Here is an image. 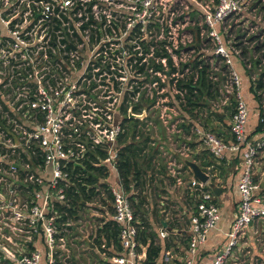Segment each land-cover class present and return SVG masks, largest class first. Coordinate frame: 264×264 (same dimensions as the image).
<instances>
[{
  "label": "built area",
  "instance_id": "built-area-1",
  "mask_svg": "<svg viewBox=\"0 0 264 264\" xmlns=\"http://www.w3.org/2000/svg\"><path fill=\"white\" fill-rule=\"evenodd\" d=\"M184 1L200 20L188 30L172 27L171 10L162 23L144 22L156 0H135L131 23L124 0H0V264H76L81 252L94 253L102 264H141L146 249L133 206L140 192L132 184L127 189L118 171L128 141L121 142L124 121L129 112L158 107L166 81L183 100L187 89L177 83L195 86L202 71L216 76L220 65L235 101L232 140L205 129L195 134L215 161L237 155L239 201L226 243L209 264H236L234 249L250 245L249 230L264 227V113L260 135L251 139L234 68L241 50L226 27L244 17L258 30L246 67L256 70V82L264 72V39L256 43L264 37V0ZM161 47L174 73L156 56ZM159 65L163 72L155 70ZM256 93L262 97L264 89ZM210 179L202 184L191 175L185 186L195 202L187 234L191 256L220 219ZM111 222L118 227V251L103 237L96 243ZM164 229L160 238L168 237ZM170 257L164 254L165 264Z\"/></svg>",
  "mask_w": 264,
  "mask_h": 264
},
{
  "label": "crops",
  "instance_id": "crops-1",
  "mask_svg": "<svg viewBox=\"0 0 264 264\" xmlns=\"http://www.w3.org/2000/svg\"><path fill=\"white\" fill-rule=\"evenodd\" d=\"M220 66V74L204 75L206 87L213 86L210 91L203 88L201 83L198 86H188L186 98L183 100L175 93L176 88L171 81H166L162 86L163 94L156 104L158 107H145L142 112L144 117L136 120L138 122L134 124L139 136L149 138L150 142L148 141L147 145L157 149V160H153L155 165H152L154 167L153 181L142 193L145 199L144 207L148 211L146 219L157 232L158 243L162 247L157 264L166 263L164 260L166 252L171 256L167 258L168 264H178L189 258L192 259V264H209L214 254L224 247L225 234L238 208L236 184L239 176V159L237 155H227L225 159L217 162L211 159L195 134L196 129H205L216 132L227 142L232 140L230 117L235 101L228 86V71L222 65ZM234 68L239 71L241 93L249 109L247 132L251 139H256V136L260 135L255 133V130L259 125L260 113H264V95L258 100L251 90L256 70L246 72L239 62L234 64ZM189 81L191 80H188V83ZM146 154L145 151L140 155ZM262 156L259 159L261 165L264 163ZM211 160L212 166L201 167L202 164ZM184 161L194 162L206 173L210 172L211 182L220 189L217 196L220 219L216 228L208 234L206 242L198 246L194 256L189 255L183 247L185 241L183 235L188 234L190 210L195 204L193 198L187 195L185 188L192 174L184 165ZM213 166L215 170L211 172ZM180 182L182 185H179ZM154 210L158 212L155 213ZM162 222L166 224L165 229ZM169 225H174L173 243L176 247L164 252V242L169 235L166 238H160L159 229L163 228L167 231ZM75 260L77 261L78 258L76 257Z\"/></svg>",
  "mask_w": 264,
  "mask_h": 264
},
{
  "label": "trees",
  "instance_id": "trees-1",
  "mask_svg": "<svg viewBox=\"0 0 264 264\" xmlns=\"http://www.w3.org/2000/svg\"><path fill=\"white\" fill-rule=\"evenodd\" d=\"M164 43H161V46H163ZM256 53L260 51V47H257L254 50ZM245 49L240 52V55L242 58L246 56ZM156 56L159 58H166L167 59V66L171 70V73L175 72V69L172 68V62L171 59L164 54V49L161 47L157 53ZM155 70L163 72L162 65L156 66ZM204 75H206L205 71H202L201 77H199L198 82L196 85L198 86L199 83H201L202 87L211 90L213 88L212 85H209L206 87V79L204 78ZM158 83H160L159 79H156ZM163 85H160L162 87ZM177 88L183 89L187 88L189 85L183 82L177 83ZM264 89V72L259 76L258 80L254 83H252V93L254 94L255 98L258 100L260 99L259 95H256V91ZM186 98V95L185 97ZM188 98V97H187ZM262 113V112H261ZM125 124L127 122H132L133 125L137 124L138 121L134 119H126ZM262 124H259L258 127L255 130V133L261 132ZM131 129L129 132H125L123 135L121 142H126V139L129 141L127 145H125L120 153V161L118 163V171L123 179V182L128 189L130 185L132 184L135 190H138L140 193L139 195H136L137 201L133 203L134 211H135V217L139 221V241L140 243L145 247V260L141 262V264H157V260L159 259L162 251V247L158 243V234L153 229V227L149 224L148 220L146 219L147 210L145 209V199L144 196H142L143 192L147 189V187H150L153 175V169L152 166L153 160L156 159L157 155V149L149 147L147 144L150 142L148 137L140 136V140L135 141V135L134 132ZM128 131V128H127ZM149 141V142H148ZM148 150V151H147ZM147 152L146 155L141 156L140 154L142 152ZM210 156V155H209ZM211 157V156H210ZM211 159H213L211 157ZM201 165V164H200ZM212 160L209 162H205L201 165V167H210L212 166ZM184 170H187L186 167H183ZM150 172V174L148 173ZM153 212H158L157 210H154ZM158 215V213H157ZM167 233L169 235L168 239L164 242V252L173 250L172 248L176 247V245L173 243L174 238V225H169V227L166 229ZM178 236V235H177ZM184 236V248L187 249L188 241H187V235ZM105 239L106 245H113L114 248L118 251L120 249L118 245V227L114 223H107L105 226H103V229L98 231V236L96 243L100 244L101 238ZM173 263V262H172Z\"/></svg>",
  "mask_w": 264,
  "mask_h": 264
},
{
  "label": "rangeland",
  "instance_id": "rangeland-1",
  "mask_svg": "<svg viewBox=\"0 0 264 264\" xmlns=\"http://www.w3.org/2000/svg\"><path fill=\"white\" fill-rule=\"evenodd\" d=\"M156 1H157V5L154 6V4H152V9L145 13L143 19L144 22L149 21L155 24L158 23V21H160L162 23V19H166V16L163 14V12L165 13L168 10L172 11V14L170 15L171 18L170 22L172 23V21H174V23L171 24L172 27H174L175 23H178V25H180L179 26L180 29L183 28L184 30H188L191 27H193L194 24L200 22L197 16L190 15L191 10L186 9L185 7L186 2L184 0H180L179 2L180 4L177 5H172L174 0H156ZM124 3L126 4V9L124 8L121 9L123 11H126L124 14L127 20L126 23H131L132 21H136L135 15L137 12L134 10V5H133V3H135V0H124ZM183 14L186 15V18L184 20L182 19L179 20V16L180 15L182 16ZM226 27L231 29L230 40H232V38H236L235 41L238 49L241 51L245 49V51H247L246 56L242 58L241 64L243 69L246 72H248V69L246 68L248 65L247 60L249 56L252 54L251 47H254L255 45L253 42V38H255V35L258 33V30L254 25H249L247 19L244 17H238L233 21L228 22ZM146 36L148 35H145L144 38L148 39V37ZM258 37L260 40H257L256 43H262L264 37L263 38L260 36ZM161 40H163V37L161 35V30H160V41ZM98 103L99 104L102 103V100H99ZM126 127L128 128L127 132H129L131 129H133L134 125L132 122H127ZM213 170H215L214 166L211 169V172H213ZM209 174L211 176L210 172ZM210 184L211 185L213 184L211 180H210ZM216 202L218 203V199H216ZM254 229L256 230L251 234H250V230L248 231V240L250 239L252 240V242H250V245L243 246L241 244L240 245L241 248L234 249L237 258L236 264H264V227L262 226L254 227ZM244 247H248V248L244 249ZM76 257L78 258L76 264H102L94 253L93 255L86 252L80 254L78 253Z\"/></svg>",
  "mask_w": 264,
  "mask_h": 264
},
{
  "label": "water",
  "instance_id": "water-1",
  "mask_svg": "<svg viewBox=\"0 0 264 264\" xmlns=\"http://www.w3.org/2000/svg\"><path fill=\"white\" fill-rule=\"evenodd\" d=\"M143 117H144L143 114L142 115H134L130 112L128 115V119H134V120H140ZM184 165L191 172L192 179L197 180L202 184H206L209 181L210 176L205 171H203L196 163L191 162V161H184ZM262 186H263V183H262ZM212 190L216 196H219L220 189H218L217 187H214ZM162 225L164 228L166 227V224L164 222H162ZM144 260H145V255L141 257L140 261L143 262Z\"/></svg>",
  "mask_w": 264,
  "mask_h": 264
}]
</instances>
